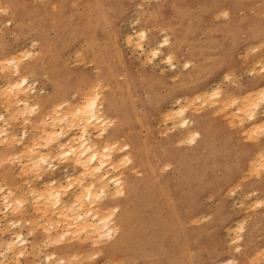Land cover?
<instances>
[{
    "label": "rangeland",
    "instance_id": "rangeland-1",
    "mask_svg": "<svg viewBox=\"0 0 264 264\" xmlns=\"http://www.w3.org/2000/svg\"><path fill=\"white\" fill-rule=\"evenodd\" d=\"M3 5L4 9L1 8ZM0 8L3 12L0 13V57H18L17 54L24 50L23 55L20 53L21 58L18 57L22 62H35L41 66L29 78L35 81L38 92L48 97L56 88L55 95H59L61 101L68 100L73 104L81 102L84 97L80 95L84 96L85 91L91 89V84L100 81L99 86L103 89L99 92L104 95L112 93L117 103V112L110 119L115 120L112 124L122 125L123 137L119 146L131 143L135 148L130 154L132 162L126 165L121 162L122 167L118 171L131 183V193L126 194L123 200L128 202L129 233L123 236L121 232L123 243L108 252L106 242L97 243L98 246L91 239L84 242L76 239L69 244L71 249L60 254L51 247L40 248L44 246L41 243L44 241L42 224L45 219L34 211L28 187L39 189L43 181L21 174L24 159L10 163L0 157V172L2 166L9 168L6 187L14 189L15 196L22 194L24 197L21 198L25 199L24 212L17 217L22 229L21 226L17 228L28 238L29 249L28 255L17 260L19 264H46L43 257L50 252L58 254V257L65 258L66 255L67 260L73 253L75 258L72 255L70 261L78 254L81 258L77 256L80 261L74 260L75 264H222L228 259L234 264H264V254H261L264 252V170L261 168L264 158L262 163L259 161L261 164L256 162L264 157V135L260 133V136L253 130L248 132L249 122L239 124L235 117H231L234 105L229 104L232 109L228 105L223 106L225 103L221 105L224 99L227 104L234 97L238 102L241 94L255 89L260 94L259 89L264 87V73L251 74L260 69L256 61L264 56V0H0ZM140 29L147 33V40L142 41L145 51L150 50L155 41L157 44L166 38L164 36H168L171 45L176 47L168 49L165 46L163 55L153 58L137 45L128 46L127 35H134V31ZM254 46L259 49L255 48L253 52ZM25 50L33 59L23 57ZM169 51L174 55L172 62L176 60L175 70L159 59ZM146 57H152L154 62L151 59L146 61ZM185 61L190 65L187 69L184 68ZM261 61L260 66L264 64V58ZM251 68L256 71L252 69L251 72ZM189 69H193L190 74L187 72ZM228 77L235 81H232L235 85L230 84V80L225 82ZM105 78L109 82L104 81ZM2 83L0 79V88ZM212 86H220V98L206 95L211 100L213 98L211 101L203 96L206 102H197L201 109L193 107L196 106L194 102L195 105L187 112L194 122L203 124L202 140L197 144L199 148L192 151L190 145L180 141L183 140L180 126L171 129L173 124L170 121H162L167 120L163 114L177 108V99L193 98L198 91L201 95L204 87L208 90L204 91L211 92ZM0 104V118L1 115L4 117L0 120L4 121L0 123L1 128L16 134V139L21 136V139L22 125H28L22 124L26 122L23 119L31 117L19 115V119L9 120L10 112L17 113L18 109H6L2 97ZM218 107L226 109L223 111L221 108L222 112ZM46 108H42L44 112H47ZM192 108L200 110L196 112ZM6 110L10 116L5 115ZM7 116L10 117L8 120ZM229 120L232 123L236 120L237 126ZM6 121L10 123L8 128L4 125ZM28 126V140L21 141L26 146L32 143V135L40 132L39 127L33 133L31 124ZM246 133L254 136L253 141L246 139ZM5 146V143L0 144V155ZM26 146L12 147L11 154L18 153L20 149L25 152ZM253 161L256 167L249 163ZM57 167L58 173L54 178L61 179V182H64V175L73 172L71 168L64 171L59 164ZM250 170L254 174L249 173ZM257 172L258 176L254 177ZM122 198L124 196L110 197L107 202ZM259 199L263 201L259 203ZM1 204L0 218L1 211L5 210ZM2 214L4 217L0 220L3 224L7 220L10 224L15 217L7 211ZM25 220L28 223L33 221L35 225L29 227ZM238 224L244 227L242 239L237 241L234 236L238 235ZM27 226L29 232L33 226V234L26 231ZM12 228L7 229L10 234L7 231L0 233V238H10L14 230L18 231ZM80 239L83 240L82 236ZM30 245L36 248L38 245L34 250L40 248V253L31 250ZM7 260V257L6 260L3 258L1 264ZM13 261L7 263L13 264Z\"/></svg>",
    "mask_w": 264,
    "mask_h": 264
},
{
    "label": "bare ground",
    "instance_id": "bare-ground-1",
    "mask_svg": "<svg viewBox=\"0 0 264 264\" xmlns=\"http://www.w3.org/2000/svg\"><path fill=\"white\" fill-rule=\"evenodd\" d=\"M1 8L4 9V5ZM5 9L7 13V8L5 7ZM0 13H3L2 9ZM134 32H135L134 35L133 33L132 35L130 34L127 35L128 36L126 39L127 45L132 44L134 45V47H136L137 45V48H139L142 52H144L145 46L142 45L143 43L142 41L147 40L146 39L147 33H145L141 29L140 31L138 30V32L136 31ZM1 36H2V32H0V37ZM164 37L166 38H164L159 43L157 41V44H156V41L155 42L153 41L156 45L153 44L152 45L153 47H151L150 50L148 49L149 51L146 50L145 52L149 53L150 56L154 58V57H159V55L162 54V48H164L165 46H168V49L176 47L175 44L171 45L169 39H167L168 36H164ZM140 41L141 43H139ZM132 45L130 47H132ZM147 47H150V46H147ZM255 48L257 47L254 46V49H252V51L255 50ZM23 51H21L22 55H23ZM170 51L167 53L168 55H166L165 57L160 56L159 59H161L162 61L163 60L166 61L169 65L166 62L165 64L169 66L170 69L175 70L176 66L174 64H176V60L174 61L175 63L172 62L174 55ZM21 52H19V54L16 53L17 55H19L18 56L19 58H21V54H20ZM24 53L25 54L23 57L24 58L26 57L27 60L32 58L30 57L29 53L26 52V50ZM170 53L173 55L172 57ZM149 54H146V55H149ZM5 57L6 56L0 57V79L3 81L1 85L3 90H1L2 88H0L1 90L0 98L1 97L3 98V102H4L6 109L7 108L12 109L13 107H16L18 109V111L14 110V111H17V113H14L11 110L12 111L10 112L11 118L8 117L10 116V114L8 113L9 111L6 110L7 113H5V115L8 114L6 120L10 118L9 120L12 119L13 121H15L16 119H19L18 118L19 115L20 117H24V115L26 116L29 115L31 117L30 119L26 120L25 118L24 119L22 118L23 121H26V122L21 121L23 122L22 124L24 123H28V125L31 124V129L33 133H34V130L39 127L40 132L39 134L38 133L33 134L34 136L31 134L32 137L31 136L30 137L32 139L31 140L29 139V140L32 143L29 146H26L27 144L26 143L24 144L21 141L22 139L25 141L26 139L28 140L26 129H28L27 127L29 126L27 125V127H25V124L24 125L21 124L23 127L22 128V138L20 139L21 137L20 136L19 139H16L15 137L16 134L13 135V133L8 131V129L6 131L4 128L3 129L1 128L2 127L1 124H3L4 122V121L3 122L1 121L0 122L1 123L0 124L1 125L0 126V144L5 143L6 149L4 150L3 153H1L0 157L4 161H10V163L11 161L18 160L16 162H19L20 160L24 159L25 164H21V165H24L22 166L24 168H21L22 169L21 174L24 173V175H30V177L31 176L34 177V180L37 179L39 181L40 180L43 181L42 187L39 189H36L33 186H32L33 188L28 187V189H30L28 191L31 192L30 195L32 194V197H29L30 195L28 197L30 199L31 198L33 199L32 201L34 202V206H35L34 211L37 212V214H39V217L45 219V220L43 219L45 222H43V224L41 223L44 226L42 227L43 228L42 234H43L44 241L41 244H43L44 246L43 247L39 246V247L40 248L51 247L54 249L55 252L60 254V253L67 251L69 248L71 249V246L69 244L74 243L76 239L78 241L81 240L82 242H84L85 240L91 239V242L94 241L93 243H96V244L97 243L99 244L101 242H106L108 245L106 251L107 252L108 250L113 251L118 245L123 243V240L120 237V233L122 232L123 236H127L129 233L128 216H127L128 202H126V200L125 201L123 200L126 198V194L131 193V183L128 181L127 178L122 177L121 171L120 173L118 171H119V167H122V164H120L121 162L124 165L132 162L131 161L132 157L130 156V154H132L135 151V148H133L134 145H132L131 143H126L123 146H119L121 142V138L123 137L122 125L112 124V122L115 120L113 119V121H111L112 118L110 119V117L117 112V108H118L114 96L112 95V93H108L104 95L99 92V89H103L100 87L101 86L100 81H98L99 83L95 82V84H91L92 90L91 89L86 90L88 91V94L85 91L86 94L84 93V96L80 95L81 98L83 97L84 98L81 100V102L80 101L74 102L76 104H73L68 100L61 101L58 98L59 95L58 96L55 95L57 93L56 88H53L54 94H52L51 96H48V97L43 96L35 88L36 86L35 81L29 80L30 74L32 75V73H35L36 71L40 70L41 66L36 65L35 62L24 63L22 62V59H19L17 56L11 55V57L10 56H7V58ZM147 57H146V61L152 58L150 57L147 59ZM262 58H264V56ZM262 58L260 57L259 60L261 61ZM153 60L151 59L150 61L154 62ZM259 60H257L256 62L261 64ZM164 61H163V64H164ZM152 62H150V64ZM187 63L188 62H186V64L184 63L185 69L190 67V65H188ZM258 63H254V64H258ZM259 64L258 66L260 69H258L257 73H254L251 71L253 68L250 69V71L252 72L251 74H253V76H255L256 74H259L260 72L264 73V64L262 63L261 66ZM256 66L257 65H255L254 67ZM187 72L188 74H190L193 72V69H189L187 70ZM223 78L225 77L223 76ZM228 78L225 81L226 83L228 80L231 81L230 84H233L235 82L234 80L230 79L231 76L229 79ZM104 81L109 82L108 79L106 78ZM232 81L234 82L232 83ZM185 82H188V81H185ZM95 85L97 86L100 85L99 86L100 88L99 87L97 88V86ZM184 85H186V83ZM93 86H95L94 90H93ZM220 86L218 87L212 86L211 88H214V89H212V91L208 93L206 92L208 90H206V88L204 87L203 89L206 91L203 90L202 91L203 93L200 92L201 95H199V91H198L197 95H194L195 97L192 95L193 98L184 96L185 98L177 99L176 101V104L178 105L177 108L176 109L173 108L174 110L171 111V113L167 115L166 113H168L170 110L167 112L165 111L166 113L164 112L163 114L164 118L167 117V120L163 119L162 121L163 122L170 121L171 125L173 124L171 127L169 126L171 129H173L172 128L173 126L174 127L177 125L180 126V128L182 129L181 135L183 136L182 137L183 140H180V141L181 142L183 141L185 145L186 144L190 145L192 148V151H195L199 148V145L197 144L198 142L202 140L201 137L203 136L202 135L203 132L201 128L203 124H200V122H197L196 120L194 122L192 118L188 116L187 112L188 111L190 112L191 106L195 105L194 102L196 103V106H193L195 108L199 106L197 102L198 103L201 102L202 104H204V102H206L205 101L206 99L203 96L207 95L209 97L213 96L214 98H218L221 93ZM259 90H260V94H259V91L256 89L254 91H249L248 93L246 92L247 94L246 93L241 94L242 96L240 95L241 97H239L241 101L238 100V102L236 98L234 97L233 98L234 100L230 98L231 103H229V100H228V103L226 104L227 100L224 99L221 105H223V103H225L223 106L228 105L227 107H230L229 104H231V106L234 105L235 111L233 112V116L231 117H235L238 120L239 124L243 121L249 122L250 129L247 128V131L248 129L250 131L248 132L252 133L251 130H253L255 133H259V134L263 133L264 135V87L263 88L261 87ZM89 91L90 92L93 91V92L90 93ZM207 96L206 98L211 100V98ZM217 101H219V99ZM211 103L213 105L215 104V102H211ZM208 104L210 103H207V105ZM217 104L218 103H216V105ZM43 107H48L46 108L47 112H48V109L50 108L49 112L48 113L44 112V109H42ZM200 107H201V104L199 108ZM195 108H192V111H194ZM219 108L220 107H218V109ZM221 108L223 109V107ZM230 108L228 109L229 111L232 109ZM200 109H198V111ZM222 109L220 111H222ZM224 109H226V107H224ZM230 114L232 115V112ZM228 116L230 117L229 113H228ZM0 120H4V117L2 115H1ZM231 120L229 121L232 123ZM9 124L10 123L6 121V123L4 124L6 125L5 128H8ZM235 125H236V122H235ZM166 127L169 128L168 126ZM254 132L253 134H255ZM251 133H249V136L246 133L247 134L246 137L249 138L251 136V138L249 139L246 138L248 141L250 139L252 140V137H254L253 135H251ZM253 139L254 141L258 140V139L256 140L255 138ZM15 143L20 146L22 145V148H23V145L24 147L26 146L25 152H23V150L20 149L22 151L21 152L18 149L19 150L18 153L16 152L14 154L13 153L11 154L12 147L18 146V145L14 146ZM178 144H180V142H178ZM260 151L263 152L262 150ZM262 154H264V152ZM259 155H261V153ZM260 158L256 162L260 161L262 163V159L264 157L262 156ZM54 161H56L57 163L55 164ZM20 163H17V164L20 165ZM249 163H251L253 167H256V165H254L255 164L254 161L253 163L252 162H249ZM263 163H264V160H263ZM57 164L61 165V168L64 171H66L65 168H71V170L73 171L71 174L64 175L65 179L63 178L64 176H62V180L64 179V182H61V179H59L60 180L59 181L58 179L56 180V178H54V176L58 173ZM260 164L259 165L257 164L259 168H260ZM261 168L262 170H264L263 169L264 164H263V167ZM135 170L136 169H134L133 171ZM255 170L257 171V169L254 168V172ZM7 172H9V168L7 170V166H4V167L2 166V171L0 172V180H1L0 182V203H2L1 205L4 206L5 210L3 211H7L8 214H13L15 217L10 220L11 222L10 224L9 222H7L8 220L6 221V224L5 222L3 224V222L0 220V233L2 234L5 233L8 227L11 230L12 228L11 226L16 228L18 231L12 228L14 230L13 231L14 233L10 238H7V239L0 238V246L3 245L1 246L2 248L0 247L1 248L0 256L2 257V259L0 257L1 259L0 264L3 261V258L6 260V257L11 262L12 260H14L13 264L15 263L19 264L17 260L28 255L27 251L29 249L27 245L29 242L28 238L25 237L24 234H22V232L19 231V229L17 228L21 226V223L19 221L20 219L17 217L21 216L24 212L23 207H24L25 199L21 198V196L24 197L22 194L18 196L16 195L17 196L16 197L13 191L14 189L11 190L9 189V187L8 188L6 187L5 178L8 176ZM259 172H257V174H255L254 177L258 176ZM118 173L120 174V176ZM249 173H253V171ZM122 196H124V198L117 199L115 200V202H112V203L107 202L108 201L107 199L110 197L120 198ZM253 201L254 200L251 201L252 204H253ZM262 201L263 200L259 201V203ZM34 206H32V209ZM252 206L253 208L256 207L254 204ZM3 211H1V215H2L1 218H3L4 216L6 217V213H4V216H3L2 214ZM38 219L40 220V218ZM38 219L36 218L37 221ZM36 220L33 219L34 222ZM33 221L31 222L29 221V223L28 221H26V223L29 224L28 226L30 227V225H33V224L35 225ZM7 223L9 224V226ZM39 223L40 222H38V225L40 226L41 224ZM28 226H27L26 231H28L29 234H33L32 232L34 231L32 230L33 226L31 228L32 233L29 232L30 230L28 229L30 228ZM243 227L242 226L239 227V224H238V235L237 236L233 235L234 237H237L235 238L237 241L242 239ZM21 229H22V226L20 227V230ZM7 234H10V233L8 232ZM29 234L27 235L29 236ZM234 234L236 233L234 232ZM81 236L83 240L80 239ZM94 236H97L96 238H99V240L101 241L97 242L98 239L95 241L96 238H94ZM7 237H9V235ZM81 241L80 243H82ZM33 245H30L31 246L30 249L35 251L38 248V245H36L37 248ZM34 247L36 248L35 250H34ZM39 250H36V251L39 252ZM261 254H264V252ZM72 255L74 254L72 253L71 257ZM76 255L79 257L78 254ZM64 256L65 258L60 257V256L58 257V254L50 252L44 255L43 262L46 264H72V263L75 264L73 261L78 259L77 256H76V259H74L75 258V255H74L73 261L72 260L70 261L71 257L69 258L67 257L68 258L67 260L66 255ZM89 257H92V256L90 255ZM43 258L41 259V261L43 260ZM80 258L81 257H79V259ZM8 260L6 262H3L2 264H8L10 262V261L8 262ZM223 263L224 264H234L233 260L231 259L225 260Z\"/></svg>",
    "mask_w": 264,
    "mask_h": 264
}]
</instances>
